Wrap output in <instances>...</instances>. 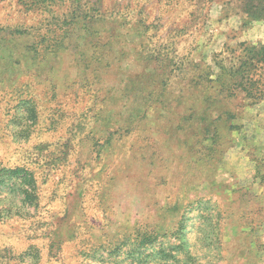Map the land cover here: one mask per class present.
I'll list each match as a JSON object with an SVG mask.
<instances>
[{"label":"rangeland","instance_id":"rangeland-1","mask_svg":"<svg viewBox=\"0 0 264 264\" xmlns=\"http://www.w3.org/2000/svg\"><path fill=\"white\" fill-rule=\"evenodd\" d=\"M51 3L0 0V264H264V18Z\"/></svg>","mask_w":264,"mask_h":264},{"label":"trees","instance_id":"trees-1","mask_svg":"<svg viewBox=\"0 0 264 264\" xmlns=\"http://www.w3.org/2000/svg\"><path fill=\"white\" fill-rule=\"evenodd\" d=\"M247 8L245 11L248 12L250 16L253 18H264V0H246ZM254 1H259L258 5H254ZM53 0H19V4L21 5L22 11L26 14L32 13L34 11H40V12H51L52 9L48 10V7L52 4ZM63 2H66V0H63ZM63 9L60 11L59 17H64L63 22H58V27L61 29L65 25L64 23H70L72 20L77 19L79 17L87 16L83 15V13L77 12L76 9H71L70 7H64V3L60 5ZM70 18L69 22L68 19ZM91 18V17H89ZM58 19V17H57ZM60 19V18H59ZM87 19V17H86ZM88 22H91V19H88ZM13 31H16L18 33L22 32H28L29 28H23V27H15L12 29ZM254 48V47H253ZM256 57L258 56V61L263 60L264 61V46H262L258 52H255ZM251 81V79H249Z\"/></svg>","mask_w":264,"mask_h":264},{"label":"crops","instance_id":"crops-1","mask_svg":"<svg viewBox=\"0 0 264 264\" xmlns=\"http://www.w3.org/2000/svg\"><path fill=\"white\" fill-rule=\"evenodd\" d=\"M249 107L250 106H248V108ZM250 110H253V108L251 107L249 109V111ZM255 116H257V115H251V117H253V118H255ZM235 164L239 165L240 160L236 161ZM261 173H262V176L264 177V168L262 169ZM228 189L229 188H228L227 184H225V185H213L210 183V185L208 186V191L210 192V194H216V195L217 194H220V195L226 194ZM250 189H251L250 202H251L252 206L264 208V181H257L256 183H254L253 185L250 186ZM238 196H240V194ZM231 231H236V227L232 224L230 226L224 228V236H226Z\"/></svg>","mask_w":264,"mask_h":264}]
</instances>
